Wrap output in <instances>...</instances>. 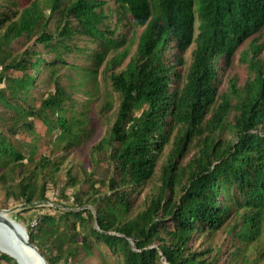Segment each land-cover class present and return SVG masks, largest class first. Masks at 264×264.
<instances>
[{
	"label": "trees",
	"instance_id": "obj_1",
	"mask_svg": "<svg viewBox=\"0 0 264 264\" xmlns=\"http://www.w3.org/2000/svg\"><path fill=\"white\" fill-rule=\"evenodd\" d=\"M263 29L264 0H0V209L26 207L11 216L48 264H256L264 56L243 49L248 77L224 91L219 63ZM101 123L90 169L66 174L71 206L32 227L21 212L50 204L55 153Z\"/></svg>",
	"mask_w": 264,
	"mask_h": 264
},
{
	"label": "rangeland",
	"instance_id": "obj_2",
	"mask_svg": "<svg viewBox=\"0 0 264 264\" xmlns=\"http://www.w3.org/2000/svg\"><path fill=\"white\" fill-rule=\"evenodd\" d=\"M141 30H139L140 32ZM136 45H133L130 49V54L127 57L124 64H126L129 61L130 56L134 53ZM193 45H191L186 52L184 53V58L187 61V64L190 61V54L193 50ZM13 48L18 49V46L16 44L13 45ZM41 49V48H40ZM245 49L248 52H250V55L253 54L254 50H258V56H264V29L255 33L254 35L248 37L244 43L241 45V47L236 52L232 62L230 65H226L225 63H219V73H221V83L219 85V90H226L228 86V81L232 78L237 79V84L243 85L248 77L247 69L245 67V64L240 62V53L241 51ZM167 56H170L168 54ZM48 55L45 56L47 58ZM78 64H81L78 62ZM184 69L182 68L180 72H183ZM99 77V76H98ZM100 78V77H99ZM117 106V103H115V106L113 110H111L108 114V116H111V114L114 112L115 107ZM231 119V118H230ZM102 124V123H101ZM97 127L95 130V133L89 139L84 145L78 146L74 150L63 153L62 151H57L55 153V157H61V167L60 172L57 179V184L49 183L47 186V195L48 200L50 204H37L36 207L46 206L45 208L40 209H34L29 212H21L22 218L25 219V221L31 226H34V222L38 220L39 213L41 212H48V213H55L53 210H51L49 207H67L71 206L72 204V196L73 193L76 191L72 188H66L65 181H66V174L69 170H72L74 173H80V167L82 166L85 169H90L91 163H90V151L92 147L102 138V136L105 133L106 125L102 124ZM223 136V134H222ZM224 137H230L229 132H224ZM40 151L41 153L47 152V147L45 145V141L41 142L40 145ZM193 155V152H191L188 157L185 159L187 161L191 156ZM5 203V193L0 188V205L2 203ZM23 205L20 204L19 201L10 199L8 201V208L6 209H0V213H2L4 210L11 211L10 213L6 214V216L16 222L15 217L11 216L12 214H15L16 212H19L20 210L25 209ZM23 226L22 222H18ZM24 228V226H23ZM225 239V235L221 232L217 235L216 242H222ZM198 245V242H197ZM1 252V251H0ZM3 253V252H1ZM246 254L249 257L250 260H258L256 264H264V229L262 236L260 240L257 243H254L250 245L248 248H246ZM14 259V258H13ZM15 260V259H14ZM88 264H97L96 257H93L87 261ZM1 264H6L5 262H1ZM225 264V263H223Z\"/></svg>",
	"mask_w": 264,
	"mask_h": 264
},
{
	"label": "water",
	"instance_id": "obj_3",
	"mask_svg": "<svg viewBox=\"0 0 264 264\" xmlns=\"http://www.w3.org/2000/svg\"><path fill=\"white\" fill-rule=\"evenodd\" d=\"M10 212L11 211L4 210L2 213H0L1 221L8 226L7 228L0 226V235H1L0 238L4 237L7 239H12V237H14V239H16V241H18V242L22 243L24 246L30 248L35 253V255L40 259L41 264H48L45 257L40 253L38 247L30 242L29 236H28L26 230L23 228V226H21V224H19L18 222L14 221V220H12L6 216V214H8ZM1 214H3V215L1 216ZM15 228L17 229L16 232L14 230ZM5 254H7V253H5ZM9 256L12 257L11 255H9ZM17 263L20 264L18 261H17Z\"/></svg>",
	"mask_w": 264,
	"mask_h": 264
},
{
	"label": "bare ground",
	"instance_id": "obj_4",
	"mask_svg": "<svg viewBox=\"0 0 264 264\" xmlns=\"http://www.w3.org/2000/svg\"><path fill=\"white\" fill-rule=\"evenodd\" d=\"M2 215L3 214H1V216ZM0 226H3L5 228L8 227L1 221V219ZM14 230L15 232L17 231L16 228ZM0 251L11 255L20 264H41L40 259L35 255V253L30 248L16 241L14 237H12V239H7L4 237L0 238Z\"/></svg>",
	"mask_w": 264,
	"mask_h": 264
},
{
	"label": "built area",
	"instance_id": "obj_5",
	"mask_svg": "<svg viewBox=\"0 0 264 264\" xmlns=\"http://www.w3.org/2000/svg\"><path fill=\"white\" fill-rule=\"evenodd\" d=\"M36 224H37V221L34 222V226H35ZM34 226H33V227H34Z\"/></svg>",
	"mask_w": 264,
	"mask_h": 264
}]
</instances>
